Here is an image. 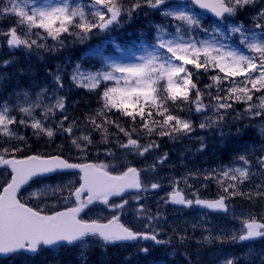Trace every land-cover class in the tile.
<instances>
[{
  "label": "snow or ice",
  "instance_id": "6c2138e0",
  "mask_svg": "<svg viewBox=\"0 0 264 264\" xmlns=\"http://www.w3.org/2000/svg\"><path fill=\"white\" fill-rule=\"evenodd\" d=\"M256 2L257 0H187L184 4H178L175 0H131L130 4H126L125 0H87V3H73V0H6V3L0 6V15L15 17L16 26L0 34L7 37L6 43L10 48L24 47L31 50L33 46L46 48L47 44L40 41L46 42L48 38L63 45L62 36L65 34L83 40L93 34L94 30L111 31L121 25L122 18L131 19L133 13L144 7L156 10L165 18L174 21V31L171 32L164 25L156 26V46L165 51L149 52L140 57L139 63L112 62L109 71L89 73L81 71L80 65H77L72 75V80L77 86L90 91L99 88L102 82H114L113 86L106 85L103 89L102 107L94 116L88 117V122L97 130H103L105 136V125H114L127 137V143H121L120 147L135 150L138 155L143 156L159 145L155 142L142 145L138 139L133 138V134L138 132L136 127L129 131L116 121L110 120L107 113L115 109L120 115L129 117L133 124L139 118L140 128L145 134L151 135L158 128L160 136L173 138L174 134L192 131L190 120L172 114V109L179 108L177 101L181 104L191 103L196 112H206L211 107L219 114L216 120L209 118L208 123H201V128L222 121L224 117L220 114L221 110L231 109L233 102L245 103L246 112L250 116L264 117V7L257 10L258 22L255 28L260 29L259 33L245 29L242 24L232 25L230 28L232 33L240 34V43L244 44L250 53L246 55L215 40L200 39L199 31L207 32L208 29L202 27L201 16L190 6H198L199 9L208 10L221 20H226ZM18 27L21 29L20 33L17 32ZM212 31L214 34L220 33L218 27ZM33 35L37 39H30ZM165 36L171 38L166 39ZM201 69L204 72L218 69V73L210 77L212 83L204 86L205 89L215 88V96H212L211 92H202L193 81L194 70L199 74ZM55 80L59 87H63L59 76H56ZM225 81H228L227 89L222 87ZM192 92H195L194 97H191ZM221 92L226 94L221 96ZM205 95L211 97L215 103L205 104ZM38 107L42 108L43 119H37L34 114ZM64 108L63 97L57 98L55 103L49 106L33 103L30 107H20L19 111L31 119L29 125L27 119L17 120L7 104L0 105V137L6 138L5 142L23 139L12 125L24 124L35 129L37 133L52 138L56 135V130L46 127L44 121L54 116L57 110L63 112ZM154 114L161 119H154ZM98 119L101 121L99 124ZM59 130L71 136L73 126L65 127L61 121ZM85 142L91 143L87 135L72 139V143L81 151L84 150L82 144ZM20 150L18 147L0 148V165L11 169V179L0 192V254L37 253L41 248L57 250L64 245L85 248L89 237H98L105 245L140 238L162 243L156 234L141 233L125 226L120 222L119 215H113L106 223L81 217L85 209L97 203L111 209L123 210L127 200L116 204L110 203V199L123 197L129 189H143L141 170L129 166L119 174H113L110 169L114 170V165L71 163L59 155H31L17 159L14 153ZM163 159H166V154ZM238 160L243 161L245 165L249 163L244 155L239 156ZM260 163L264 164V160ZM73 169H79L83 174L79 187H74L72 181L55 187L44 185L29 191L28 199L40 198L49 192L66 189L68 195L64 197V201H72L74 206L48 215L39 207H31L27 200L22 201L20 198L23 196L22 187H31L29 182H35L34 178ZM249 176L247 167L221 169L206 179H216L227 196L222 195L215 200L198 197L187 199L182 191L177 190L171 194V202L189 207L196 204L227 213L229 205L226 200L229 197L241 194L251 198V194L239 193L238 190V184L249 179ZM224 178L237 183H228L225 186ZM158 187L159 184H151L152 189ZM85 193L87 197L82 198ZM257 195L264 193L258 192ZM139 210L142 212L143 206ZM258 237H264V222H258L253 217L242 221L241 234H234L231 239L247 241ZM141 251L147 253L148 249ZM83 255L82 251L81 256ZM225 264L234 262L227 260Z\"/></svg>",
  "mask_w": 264,
  "mask_h": 264
},
{
  "label": "rangeland",
  "instance_id": "374dc122",
  "mask_svg": "<svg viewBox=\"0 0 264 264\" xmlns=\"http://www.w3.org/2000/svg\"><path fill=\"white\" fill-rule=\"evenodd\" d=\"M75 3L77 2H82V3H87V0H74ZM152 12H156L155 10H151L147 11L146 13H152ZM158 12V11H157ZM159 16L164 20L163 23H157L155 21L152 20L151 14H149V18L147 19L146 22H144V24H146L147 28L146 30L142 31L140 34H142V36L140 37L141 40H143L142 42H140L139 44H137V46L135 48H130V49H126V50H120L118 49V51L121 53V55H117V56H111L106 58V62L108 65H110L112 62L115 63H139L140 62V57L141 56H145L147 55L149 52H163L165 50L159 49L158 47H155L157 45V29L156 26L157 25H164L168 28V30L174 31V28L172 27L174 24V21H172L171 19L165 18L163 15L160 14L159 12ZM12 17V16H11ZM201 23H202V27L203 28H207L208 31L204 32V31H199L198 35L200 39H207L210 35V33H213L212 29L218 27L220 29V33H222L221 37L222 39L226 38V39H236V43H232L231 45L228 43H225L222 39H217L216 42L220 43V44H224L226 46H229L230 48H234L246 55L250 54L249 50L246 48V46L242 43H240L241 40V36L239 33H232L230 31V28L232 25H236L239 23H236L234 18L230 17L227 18L226 20H223V22H221L222 24H226L228 27V31H225V28L221 27V26H217L215 24L206 22V19L201 16ZM131 20H129L128 22L123 21L122 25L120 27H118L117 29H115L114 31L116 32H120L121 30H123L127 24H130ZM7 23L10 24L12 23V20L10 19V17L7 20ZM245 29L247 30H251L254 32L259 33L260 29H256L253 26H246L243 25ZM9 28H7L6 30H8ZM139 31H141V29L138 28ZM139 33L137 35H140ZM194 35H196V33H194ZM101 37H106L107 39H110L112 37V34L109 33H102ZM152 39L154 46L150 45V43L146 42L148 41V39ZM166 39H170V36H165ZM249 38L251 39V36H249ZM48 78L47 80L43 83V86L39 89L37 96L35 99L30 100L27 105L25 107H30L33 103H40L43 106H49V105H53L56 101L57 98H59V86L55 80L56 76H59V73H54V74H50L47 75ZM228 87V81L226 86L224 87L225 89H227ZM46 90V91H45ZM226 94V93H225ZM205 103V102H204ZM215 103V101L213 102V104ZM226 110H221L220 114H225ZM35 116L37 119L39 118V115L41 114V119H43V111L42 108H36L35 109ZM217 114L215 112L214 109H210V111L207 114L208 118H211L212 120H216L217 118ZM253 117V116H251ZM259 117V116H257ZM28 120V122L31 121L30 118H26ZM46 121V120H45ZM31 124V123H30ZM21 126V125H20ZM223 138H226L229 142H227V146L228 147H222V145H220L221 143H224ZM202 141H206V142H210L212 145H217L219 147V151L221 153H226L227 154V159L226 162L230 160L231 157L228 156H232V157H236V160L233 161L232 163H230L228 165V167L226 168H231V167H247L250 173L249 179L245 180L242 184H244L245 182L250 181L252 178L256 177L260 182H258L257 188L260 189L264 186V173H260L258 172V168H259V157H257V152L254 150V148H248L246 150V148L244 146L241 145H245V141L240 142L238 141V139L233 138L231 136H227L225 134H205L201 137ZM226 142V141H225ZM232 150L233 152L231 153ZM182 151L184 152V155L187 156L188 153H190V150H186V149H182ZM264 152V151H263ZM124 156H119L116 157L113 161V163H109L110 165H114V170H112L113 172H120L123 171L122 167L125 165L126 163V158L129 157L130 155L134 156V155H138L136 153L135 150H126ZM147 154V152L145 153ZM244 155L247 157L249 163L248 165H245L243 161L238 160V157ZM125 157V158H124ZM189 160H191L193 162L194 165L187 167L184 171H181V174H174L172 173L170 170H173V168L177 165V164H182L185 165L186 163L183 161H181L180 159H176V160H172L169 161L167 160V162H165V160L163 159V162L161 163L160 161L162 160V156H153L151 158V160L149 161V163L147 164V168L144 170L145 173V177H146V185L147 184H159L160 187H164L165 189H169L175 186H183L186 189H188L189 191H199L200 195L205 196V193H209L211 194L212 191L215 192V190H217V195H228L227 193L224 192V189L220 186V184L217 183L216 179H206V177H208L211 173L212 175H215L216 172L220 171L222 166L220 165H208L207 164V160H206V156L205 154H199L198 158L196 157V155H189ZM196 162L199 163H205L206 165H208L209 167H199V165H196ZM99 164H104L103 162L99 163ZM106 164V163H105ZM1 165H0V182L4 181L6 178V171L1 169ZM199 167V168H196ZM125 169V168H124ZM163 169H168L170 171L171 174H168V178L163 180L162 175H163ZM208 174V175H207ZM225 186L228 185V183H237L236 181H229L227 180V178H225ZM224 179V180H225ZM69 181V180H68ZM67 181V182H68ZM67 182H60L57 185H64L67 184ZM242 184H238V186H241ZM53 187H55L56 185H52ZM42 185L40 187L37 188H41ZM150 187V193L152 194V196H149L148 193L149 191L144 190L143 192H145V198L144 201L142 203H137L136 200L133 197H128L125 200L128 201V203L125 205L124 209H129L131 207L132 211L134 212V215L136 216V221L139 224L145 225V226H153V225H158V221H155L152 218V209L151 206L149 205L150 203L153 202L154 197H156V199L167 195V192L162 193L161 191H155ZM158 187V188H160ZM35 188V189H37ZM34 189V190H35ZM231 189H229L230 191ZM170 191V190H169ZM51 195L53 197H59V196H64L68 194L66 189H62L61 191H57V192H49L46 195ZM196 194V193H194ZM44 195L43 197L37 198V197H33L35 200H41L42 198H45ZM26 197V196H25ZM28 197V195H27ZM32 199V198H31ZM155 199V200H156ZM122 202V201H119ZM70 203L69 202H64V205H68ZM49 205H54L56 204L54 203H48ZM141 206H143V211L141 212L139 209L141 208ZM177 207H170L168 209H166V211H164V213L160 214L161 215V219L159 218V216H157V218H159L161 221L162 219L165 218V216H169L168 220L164 223V224H170V226H172L173 229L176 230V235L178 238H192L194 240L198 241H205L207 242L208 245H213L214 242L217 243H221L222 241H233L231 239L232 235H240L241 234V229H242V221L250 219V218H255V215L252 211H254L252 208H248V209H235L231 211V216L229 215V217H220L218 219H215L214 217L211 216H205L203 214L197 213V220L191 222L192 216L190 214H186L183 210H178L176 209ZM123 210H119L113 213H110L108 211L105 210H101V211H91L90 214L88 215V217L90 218H94V219H99V220H103L108 218L109 216H111L112 214H116L118 212H121ZM180 211V212H179ZM181 211H183L181 213ZM171 219V220H170ZM191 233V234H190ZM208 237L210 238L209 240H206L205 238ZM220 239H217V238ZM95 246H100V244H98L96 241H90L87 242V246L85 248H82L81 246L77 249H75L73 252L76 254H79L81 256V252L83 251L85 256L86 254L88 255V250H91L92 248H94ZM219 246H221L219 244ZM255 249L253 252H251V255L248 256V259L252 262H255L257 264H262V261H264V244H258V245H254V246H249V250H253ZM71 252V253H73ZM88 252V253H87ZM177 252V250H173L171 251V256H175V253ZM206 252H203L199 255L197 261L200 262L199 264H225V261L227 260H232L233 262H236L238 259L231 256L228 250H225L224 248H221L220 250L217 251H212L209 252L207 254H205ZM70 255L66 254V257L64 258H60V255L56 256L57 257V262L59 264H71V262L67 261V257ZM1 264V263H0ZM23 264V261H22Z\"/></svg>",
  "mask_w": 264,
  "mask_h": 264
},
{
  "label": "trees",
  "instance_id": "16d2710c",
  "mask_svg": "<svg viewBox=\"0 0 264 264\" xmlns=\"http://www.w3.org/2000/svg\"><path fill=\"white\" fill-rule=\"evenodd\" d=\"M143 13L142 10H137L133 14L140 15ZM138 19V18H137ZM94 34V33H93ZM93 34H90V36L86 39H83L80 43H77L82 45L79 47L75 44L72 40V38L65 39V36H62L63 45H56L58 42H55L53 40L48 39L45 41H40L41 43H46V48H37L36 46H33L31 50L25 48L26 53L28 55H20V58L18 59V66H8L7 77H5L4 81L2 82L3 88L1 87L0 95L3 96V98H8L7 95H12L17 91L18 88L24 86L23 84H29L30 82L34 81L36 78L34 77L37 73H41L45 67H47V64H54L55 61L62 62L64 64V67L67 70L66 73V79L64 81V97H65V114L67 113V119H64L63 123L65 127L73 126V133L71 136H69L67 133L63 132L62 130H59V123L60 121L55 120L53 124L51 125L54 130H56V135L52 137L49 140V137L46 135L40 136L37 132H33L32 130H27L26 134V142H22L18 139H12L10 142H5L6 138L0 137V148L2 147H9V148H15L18 147L21 149L18 152L14 153V156H23L27 154H56V153H62L65 155H70V158L73 160H80L82 159V154L80 152V148H77L73 143L72 139L76 137H82V136H89L91 141L95 143L97 148H108V146L115 147L120 146L121 142L124 138V133L120 132L118 128H116L112 124H107L105 127L107 128V136H105V133L103 130H97L93 125H91L88 122V117L94 116L96 112L102 107L103 101L101 100V94L105 86H109L110 83H102L100 84L99 88L90 91L87 88L77 86V84L72 80V75L74 72L75 66L82 65L86 67V71H101L102 67L99 65V63L96 62V60L89 58L84 59L85 53L88 54L90 48L93 45V40L90 38L93 36ZM75 36H73V39ZM5 39V35L0 34V41ZM30 39H37V38H30ZM58 49V50H57ZM56 53H52L55 52ZM6 56V55H5ZM30 59V60H28ZM56 63V62H55ZM214 70H210L208 72H204L202 70V73L200 75V78L202 79V82L200 85L205 86L206 84H211L212 81L210 77L213 75ZM204 92H211L212 96L216 95V89H205ZM206 98L209 96L205 95ZM212 99L211 97H209ZM213 100V99H212ZM177 104L179 105V108L172 109V114L180 116V113L182 115H192L191 108L188 104H181L179 101H177ZM180 109H183L182 111ZM110 120L116 121L121 125V127L125 129H131L128 127H136L139 126L141 122L139 121V118H137V121L135 124L131 121L129 117L122 116L118 111L115 109L112 110V112L107 113ZM193 118V117H189ZM154 119L160 120L161 118L159 116H155ZM240 118H237V116L232 120L231 117H227L226 123L230 125V127L235 130L237 127V122ZM73 122H75L73 124ZM224 122V121H223ZM97 123H101V121L98 119ZM223 127L228 129L229 127L225 124H223ZM19 131V130H18ZM130 131V130H129ZM139 133L141 135H147L145 134L144 130L139 128ZM160 129H156V131L151 134L147 135L149 137H152L156 133H158ZM138 133V132H137ZM139 133L137 134V138H139ZM248 134V133H247ZM108 135L113 136L114 138H117L118 141H108ZM184 133H178L174 134V138L170 137L172 139L171 141H180L183 139ZM253 138V135H251ZM169 138V137H166ZM80 142V141H78ZM170 142V141H169ZM88 143H83L82 146L87 145ZM88 159L92 160L91 156H87ZM263 193V192H260ZM257 195L256 193L251 194V198L248 197V199L252 203H246V207H252L254 208V211L256 214H258V217L264 220V195H258L262 196L259 199V202L255 200V197ZM184 250H182L181 256L185 263H190L189 259L190 257V251L191 249L190 245L184 246ZM185 251H189L187 255L185 254ZM110 256H102L98 254L96 256L97 260L94 261V264H122L119 261V258L116 257V255L109 253ZM73 262V261H72ZM30 263L31 262L30 260ZM50 264H58L56 262H49ZM74 263V262H73Z\"/></svg>",
  "mask_w": 264,
  "mask_h": 264
},
{
  "label": "bare ground",
  "instance_id": "6f19581e",
  "mask_svg": "<svg viewBox=\"0 0 264 264\" xmlns=\"http://www.w3.org/2000/svg\"><path fill=\"white\" fill-rule=\"evenodd\" d=\"M196 247H198L199 249H202V250H204V251H206V252H209V251H211V249L209 248V247H207L204 243H202V242H199L197 245H196Z\"/></svg>",
  "mask_w": 264,
  "mask_h": 264
},
{
  "label": "water",
  "instance_id": "95a60500",
  "mask_svg": "<svg viewBox=\"0 0 264 264\" xmlns=\"http://www.w3.org/2000/svg\"><path fill=\"white\" fill-rule=\"evenodd\" d=\"M201 10H203V9H201ZM203 11H205V12H207V13H209V14H211V15H213V16H215L212 12H210V11H208V10H203ZM216 17V16H215ZM216 18H218V17H216ZM218 19H220V18H218ZM73 170H79V169H73ZM66 171H71V170H66ZM80 171V170H79ZM31 182V181H30ZM29 182V183H30ZM25 187V186H24ZM23 188V187H22ZM30 254H35V253H30ZM8 254H0V256H7Z\"/></svg>",
  "mask_w": 264,
  "mask_h": 264
}]
</instances>
